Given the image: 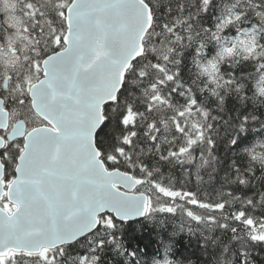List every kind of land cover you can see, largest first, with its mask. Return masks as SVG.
Segmentation results:
<instances>
[{"label":"snow or ice","instance_id":"snow-or-ice-1","mask_svg":"<svg viewBox=\"0 0 264 264\" xmlns=\"http://www.w3.org/2000/svg\"><path fill=\"white\" fill-rule=\"evenodd\" d=\"M0 264H264V0H0Z\"/></svg>","mask_w":264,"mask_h":264},{"label":"water","instance_id":"water-1","mask_svg":"<svg viewBox=\"0 0 264 264\" xmlns=\"http://www.w3.org/2000/svg\"><path fill=\"white\" fill-rule=\"evenodd\" d=\"M95 13L100 17V19L107 20L116 17H127L131 20L134 17V11L131 7L123 5V4H103L100 5L98 9L94 10ZM127 67V66H126ZM95 77L100 81L101 84L107 86L111 80V72L106 69L104 66H98L95 69L94 73ZM121 78L123 77V70H121ZM110 99H114V94ZM98 121L103 120L102 115V105L97 110ZM91 139V137H89ZM54 141L48 136L42 134L37 142L36 149L34 154L25 160L23 168L25 179L21 183L22 191L27 195L30 194L33 190V185L29 179L35 175L36 171L39 169L42 173H48L51 171V163L54 160H58L56 153L52 150V144ZM62 158V157H61ZM43 165H49V167H42ZM104 165L101 163V168ZM76 177L74 176H66L64 177V181L68 183L75 182Z\"/></svg>","mask_w":264,"mask_h":264}]
</instances>
